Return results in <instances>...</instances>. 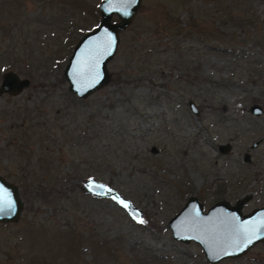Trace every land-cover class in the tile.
<instances>
[{
	"label": "rangeland",
	"instance_id": "1",
	"mask_svg": "<svg viewBox=\"0 0 264 264\" xmlns=\"http://www.w3.org/2000/svg\"><path fill=\"white\" fill-rule=\"evenodd\" d=\"M100 1L0 0V81H30L0 95V175L23 203L0 223V264H210L168 222L190 196L264 204V0H142L111 81L80 99L63 70ZM216 264H264V241Z\"/></svg>",
	"mask_w": 264,
	"mask_h": 264
},
{
	"label": "water",
	"instance_id": "2",
	"mask_svg": "<svg viewBox=\"0 0 264 264\" xmlns=\"http://www.w3.org/2000/svg\"><path fill=\"white\" fill-rule=\"evenodd\" d=\"M141 2L142 0H135L131 4L125 0L99 2L98 24L77 41L63 70L68 90L74 96L85 99L111 81L107 64L117 51L120 32L130 25ZM28 85L27 79L20 78L14 71H6L2 75L0 95H18ZM189 108L197 113L192 102L189 103ZM250 112L261 115L263 109L260 105L253 104ZM256 145L257 142L253 144ZM219 150L224 152L226 148L220 146ZM85 190L96 197H104L112 192L106 184L93 179L86 182ZM0 198L10 200L13 205V210L5 209L0 212V223L17 222L23 207L19 188L1 175ZM248 198H241L234 205L218 201L204 211L199 199L190 196L168 222L173 239L198 244L210 264L243 256L255 244L264 241V205L243 213L242 207ZM121 202L122 208L131 217H140L138 209L128 200Z\"/></svg>",
	"mask_w": 264,
	"mask_h": 264
},
{
	"label": "flooded vegetation",
	"instance_id": "3",
	"mask_svg": "<svg viewBox=\"0 0 264 264\" xmlns=\"http://www.w3.org/2000/svg\"><path fill=\"white\" fill-rule=\"evenodd\" d=\"M16 73V72H15ZM17 74V73H16ZM18 75V74H17ZM19 76V75H18ZM20 77V76H19ZM20 78H22V77H20ZM28 80V79H27ZM1 81H2V79H1ZM1 81H0V83H1ZM28 82H29V85H28V87L30 86V81L28 80ZM28 87H26V88H28ZM25 88V89H26ZM21 93V92H20ZM4 95H8V96H12V95H9V94H4ZM16 96V95H15ZM252 106V105H251ZM262 108V107H261ZM263 109V108H262ZM263 114V113H262ZM261 114V115H262ZM258 116H260V115H258ZM248 157V160H246V158ZM245 161L246 162H248L249 161V156H245ZM244 197H249L250 198V196H247V195H242L240 198H238L233 204L232 203H230L231 205H234L238 200H240L241 198H244ZM250 200V199H249ZM221 201H225V200H221ZM227 202V201H226ZM248 202V201H247ZM247 202L245 203V204H247ZM245 204L243 205V207H242V212H243V208H244V206H245ZM264 205V204H263ZM263 205H261V206H259V207H262ZM256 208H258V207H256ZM253 209H255V208H253ZM252 209V210H253ZM251 211V210H250ZM249 211V212H250ZM261 244V242L260 243H257V244H255L253 247H255V246H258V245H260ZM253 247H251L243 256H241V257H239V259H243V258H245V257H247L248 256V254L252 251V248ZM235 259H237V258H235Z\"/></svg>",
	"mask_w": 264,
	"mask_h": 264
},
{
	"label": "snow or ice",
	"instance_id": "4",
	"mask_svg": "<svg viewBox=\"0 0 264 264\" xmlns=\"http://www.w3.org/2000/svg\"><path fill=\"white\" fill-rule=\"evenodd\" d=\"M126 3H134L135 0H125ZM5 209H8L9 211L13 210V205L11 201H4L2 198H0V212H3ZM143 223V221H140Z\"/></svg>",
	"mask_w": 264,
	"mask_h": 264
},
{
	"label": "trees",
	"instance_id": "5",
	"mask_svg": "<svg viewBox=\"0 0 264 264\" xmlns=\"http://www.w3.org/2000/svg\"><path fill=\"white\" fill-rule=\"evenodd\" d=\"M25 185H27V186H31V185H33L32 183H27V184H25Z\"/></svg>",
	"mask_w": 264,
	"mask_h": 264
}]
</instances>
